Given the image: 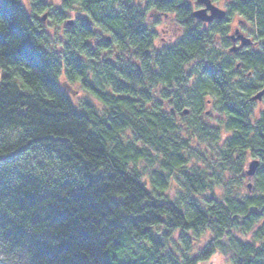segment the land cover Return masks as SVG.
<instances>
[{
    "label": "clouds",
    "instance_id": "obj_1",
    "mask_svg": "<svg viewBox=\"0 0 264 264\" xmlns=\"http://www.w3.org/2000/svg\"><path fill=\"white\" fill-rule=\"evenodd\" d=\"M7 7L0 264H264V0Z\"/></svg>",
    "mask_w": 264,
    "mask_h": 264
},
{
    "label": "trees",
    "instance_id": "obj_2",
    "mask_svg": "<svg viewBox=\"0 0 264 264\" xmlns=\"http://www.w3.org/2000/svg\"><path fill=\"white\" fill-rule=\"evenodd\" d=\"M10 3V0H0V15H7L8 12H9V9H8V4ZM38 217H35L33 218V222H37L38 221ZM8 222H11V221H8ZM17 231H22V229H19L17 228ZM32 241L34 244H36L37 246H40V247H44V242L42 240V238H39V237H31Z\"/></svg>",
    "mask_w": 264,
    "mask_h": 264
}]
</instances>
